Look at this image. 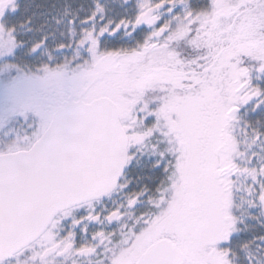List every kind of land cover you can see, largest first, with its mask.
I'll return each mask as SVG.
<instances>
[{
	"label": "snow or ice",
	"instance_id": "obj_1",
	"mask_svg": "<svg viewBox=\"0 0 264 264\" xmlns=\"http://www.w3.org/2000/svg\"><path fill=\"white\" fill-rule=\"evenodd\" d=\"M0 264H264V0H0Z\"/></svg>",
	"mask_w": 264,
	"mask_h": 264
}]
</instances>
